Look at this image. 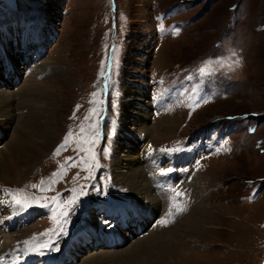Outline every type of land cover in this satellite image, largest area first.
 <instances>
[{
    "label": "rangeland",
    "instance_id": "374dc122",
    "mask_svg": "<svg viewBox=\"0 0 264 264\" xmlns=\"http://www.w3.org/2000/svg\"><path fill=\"white\" fill-rule=\"evenodd\" d=\"M42 19L54 27L55 37L37 58L40 38L26 41L23 34ZM48 26L40 36L50 33ZM7 44L16 47L15 57L25 68L18 85L3 84L6 88L20 92L39 69L36 78L44 88L60 85L63 92L53 93L59 101L37 98L39 113L59 110L54 119L44 118L57 129L40 159L18 176H0V194L7 199L0 211L7 227L4 241L8 234L28 228L14 249L23 248L25 241L29 245L23 252L36 242L40 245L44 235H53L49 230L57 225L54 213L59 221L65 219L57 212L60 206L68 212L67 223L63 234L56 233L68 241L87 228L89 220L101 224L105 219L95 233L112 225L101 207H122L129 197L139 203L114 170L115 158L123 155L115 146L127 131L124 118L130 111L133 116L144 114L141 125L129 124L131 131L137 135L140 130L134 127L146 126L140 137L153 145L147 176L159 197V213L148 230L122 247L83 250L77 263L69 264H83L99 253L95 260L100 264H166L163 260L169 256L161 259L158 251L173 243L176 230L189 236L184 264H264V0H0V77L6 78L12 76ZM19 100L18 95L13 105L18 123L26 117ZM69 133L67 149L56 154ZM10 136L0 139L2 146ZM70 157L79 162L62 167ZM81 191L86 195H77ZM53 196L52 211L39 209L40 204L53 203ZM13 197L32 207L20 210ZM74 197L76 202L70 203ZM178 207L183 210L178 212ZM20 213L36 215L26 224L13 219L16 226L9 228V217ZM190 213L193 217L183 221ZM195 214L203 225L192 233L188 224L197 219ZM164 219L168 222L162 225ZM52 244L58 246L53 245L59 257L64 247L58 237Z\"/></svg>",
    "mask_w": 264,
    "mask_h": 264
},
{
    "label": "bare ground",
    "instance_id": "6f19581e",
    "mask_svg": "<svg viewBox=\"0 0 264 264\" xmlns=\"http://www.w3.org/2000/svg\"><path fill=\"white\" fill-rule=\"evenodd\" d=\"M36 24L37 25L34 28L28 27L29 29H28L27 33H24L23 35L26 36V37H24V39L26 38V41H30L32 39L37 40L40 38L39 42L40 43L42 42V44L39 47L37 46L38 50L36 51V53L38 55L37 58H39V53L46 51L47 44L50 43L51 37L54 36V35L52 36V33H51L53 31L54 27L51 26L52 29L50 30L51 27H49L48 24H45V21H43V19H42V21H39V23H36ZM46 26H48L47 31L50 30L49 31L50 33L46 34L45 35L46 37H44L42 35L40 36V34L46 33V31L44 32V27H46ZM6 35L9 36V38H10L13 34L6 33ZM18 37H19V35H18ZM21 44H22V42H21ZM27 45L28 44H26L25 46L27 47ZM7 46H8V51L11 54L10 55L11 59L9 61V64H10L9 69L12 70V76L10 77V74H9V75H7L8 76L7 78L4 77V75H2L0 77V80H1L0 81L1 82L0 83V131L3 132V133L0 132V139H2L4 137V135H9L10 133H11V136H10V140L6 141L4 146H2V144H1L2 142H0V147H5L6 150L8 151L7 153L2 152V148H0L1 149L0 150V176L13 177V176H18L21 172H23L24 170L33 166L40 159V157L43 155L44 149L47 148L46 142L50 139V137H51V139L53 138L54 130L57 129V127L55 125H53L52 121L51 122H49L50 120L44 121V118H53L54 119L55 115L57 114V112H59V110L56 111L55 109H53L54 108L53 107L51 109L44 111L42 114L39 113L40 110H42V106L40 105V100H38L39 97H42V99L45 98V101H47V103L52 99V97H53L54 101L55 100L59 101L60 96L58 94H57L58 96L57 95L54 96L53 93L58 92V91L63 92V88H61L60 85H58V86L56 85L57 88H55L56 86H54V89H51V90L50 89L47 90L46 88H44L42 86V82L38 81V78H36L40 74L38 72L39 69H37L36 72L33 73L31 76H29L28 80L26 82H24V84L21 87L22 89L19 88V89H21L20 92L15 94L14 91L8 89V87L12 83H13V87L18 85V83L20 82L19 81L20 77L22 76L21 75L22 70L25 67L21 68L23 65L20 66L19 62L17 61V58L15 57V54H16L15 48L16 47L13 49V48H11L10 44H7ZM31 48H33V47H31ZM24 60H26V58H24ZM44 63L46 64L47 62L46 61L42 62L41 66H39V68L42 69V66H44L42 64H44ZM3 65L4 64L0 60V66L3 67ZM47 67H49V66H47ZM43 70H46V69H43ZM63 82H64V80H63ZM3 84L8 86V87L6 88ZM128 92L132 93V94L135 93L131 89L128 90ZM19 93H21V94H19ZM18 95L20 96L19 104L21 105L22 110L23 111L26 110L25 120L23 119L24 121L21 120V121H19V123L16 121V117L18 114L15 115L14 111H13V105L16 101V96H18ZM132 100H133V102H135L138 100L140 101L141 99H132ZM41 104H43L42 101H41ZM129 105L130 104L128 103L127 106H129ZM132 105L133 104H131V106ZM146 105H148V104H146ZM23 106H24V108H23ZM43 106H44V104H43ZM126 109H128V108L126 107ZM126 109H125V112H128ZM131 113L129 111L128 114L130 116L128 115L129 116L128 118H127V116L124 118V120H125L124 126H126L125 128L127 129V131H126L127 133L125 131H123L124 132L123 133L124 134L123 139H121L119 144H117L115 146V147H117L116 152L122 153L123 155L117 156V158H115L116 160H115L114 170L116 172L115 178L118 181L127 182L130 185L131 189L135 193L134 195L137 196V200H135V199L134 200L138 201V199H139V203L138 204H136V203L128 204L129 206H126V210H124L122 212L121 216L118 215L116 211L112 212L111 210H109V211L107 210V212L110 213V215L115 218L114 220H116V224L121 226L119 228V231L122 229L123 232H121L120 236L118 233H113V234H111L112 237L110 238L107 236L108 232L104 230L100 234V236H99L100 238H98L97 235L99 233L98 234H95V233L92 234L91 233L90 235L84 236L83 234H85L84 233L85 231H83V232H81V235L78 236L77 240H73L72 243L69 242L71 245H67V244L65 245L64 251H63L62 255L57 259V262H55L53 260L52 261L46 260L44 262V264H57V263L58 264H68L69 261H73V260H75V263H77L80 256L83 254L82 253L83 250L86 251L90 248V250L86 252V253H88V252H91V250H93V251L98 250L99 251L101 247H103V248L106 247L105 245L110 246V247H116V246L122 245L124 243V241L128 239L127 237H130V235H132V233H134L138 228H140L142 225L145 224L143 222L144 217H142V215L146 216V214H147V217H150V215H148V214H150V212L148 213L149 210L154 211L156 213V215L159 213L160 209H158L159 207L157 208L159 197L154 195L153 187H152V184L150 182L151 177L148 178V176H147V174H148L147 169H149V170L152 169V167H151L152 162L151 161L153 160V157H151V156L153 155V145H151L149 143L148 138H145V137L142 138L143 136L140 137L141 136L140 132H142L144 130V128L146 129V126H144V128H143V126L134 127L135 130H140V132L138 131L139 136H137L138 134L135 135L137 133V131H135V132L131 131L129 124L132 123L133 125H136V126L141 125L140 124L141 118L144 117V114L141 112H138L139 116L142 115L140 117L139 116H133ZM131 116L133 119L131 118ZM131 128H133V127H131ZM4 133H6V134H4ZM44 145H45V147H44ZM150 159H152V160L150 161ZM24 160L27 162L25 165L23 164ZM153 167L156 169L155 166H153ZM169 188L171 190H173L172 185H170ZM167 191H170V190H167ZM146 200H148V202H146L147 204L145 203ZM6 201H7V199L5 200L3 195H1V197H0V209L1 210L0 211H4V209L6 208V206H7ZM140 201H141V203H140ZM53 204H54V202L52 203V205ZM169 205H171V204H168V207H169ZM150 206H151V208H149ZM193 214L194 213H190L188 216L184 217L183 221L186 218H188V220L190 218H192ZM33 215H34V213H29V214H27V216L20 213L18 216H16V218H14L11 215L9 217V223H10L9 228L12 229L13 226H16L13 223V219H17L19 221H22V224H24V223L26 224L27 221H29L28 219H31V217ZM195 215H198V214H195ZM145 221L147 222V220H145ZM92 222H93V220H91V224H93L95 226L96 225L95 223L97 221H95V223L94 222L92 223ZM0 223L2 224L1 219H0ZM202 223H203V218H201V216L199 217V215H198L197 219L192 220V222H189L188 225H190L189 228L191 229L192 233H194V231H197L202 227V225H203ZM130 227L132 230L130 232H125L126 230L128 231L130 229ZM132 227L134 228V231H133ZM97 228H98V226L95 228V230ZM2 230H3V228L0 227V231H2ZM29 231L30 230H28V228H23L16 234H12V235L8 234L6 236V238H5L6 241H2L0 244V264H5L9 260L11 261L10 257L4 255V251L8 247L16 246L17 240H20L21 239L20 237L23 238L24 236L29 234ZM129 233H130V235H128ZM171 235H173V237L171 236V239H174L173 243L171 242V244L167 248H164V249L162 248V245H161V248H159L160 250L158 249L159 250L158 255L159 256L162 255L160 257L161 259L164 256V254H167L169 256V257H165V259L163 260L166 264H184L186 258L188 257V255H187L188 249H186V245H187L186 241H187L189 236L187 234L181 233L179 230H176ZM15 236H17V237L14 238ZM101 237H103V238H101ZM150 237H153V236L150 235L148 238H150ZM166 240L168 241L169 239H166ZM140 241L142 242L143 240L140 239ZM164 241H165V239H164ZM167 241H166V243H167ZM86 242H88V244L90 243L91 245H89L88 248L84 247L82 249L81 246L83 244H85ZM23 246H24L23 247L24 249L28 248V247H26V244H24ZM153 246H155V245H153ZM19 247L21 248V251L24 250L21 245ZM152 250H153V248L150 251H152ZM28 252L29 251H26L25 253H28ZM103 252H104V250H103ZM152 253H153V251H152ZM66 254L68 255V257H66ZM95 254H96V252H95ZM99 254L95 255V256H93V255L89 256V258L87 260H85L83 262V264H100V261L98 259L95 260L96 257L101 256ZM147 255H148V253H147ZM22 257L23 256H19L18 260ZM144 259H147V258H144ZM148 259H150V258H148ZM141 261H142V259H141ZM141 261L139 262V260H138L139 263H141Z\"/></svg>",
    "mask_w": 264,
    "mask_h": 264
},
{
    "label": "snow or ice",
    "instance_id": "6c2138e0",
    "mask_svg": "<svg viewBox=\"0 0 264 264\" xmlns=\"http://www.w3.org/2000/svg\"><path fill=\"white\" fill-rule=\"evenodd\" d=\"M236 63L238 64L239 62L238 61H236ZM83 130V129H82ZM71 133H69L68 134V136H66V138H65V142L62 144V145H60L58 148H57V150H56V154H59V152L61 151V150H66L67 149V147H68V142H69V138L71 137ZM78 151L79 150H82V148L80 147V146H78V149H77ZM180 149H174V150H166V149H162L161 151H179ZM79 162V158L77 157V158H72V157H70V158H68V161L66 162V164L64 165V166H62V167H70V166H75L77 163ZM84 163H87V161H83ZM172 171V169H168L167 170V172H171ZM162 175H164V174H167L166 172H162L161 173ZM54 176L55 175H59V173H55V174H53ZM53 183L55 182V181H52ZM33 187H36V185H33ZM93 189L95 190V191H97L98 193H100V194H103V190L102 189H97V188H95V185H93ZM50 190V189H49ZM77 195H86V193H84L83 191H81L80 193H77ZM177 195H179V194H177ZM33 199H35V198H33ZM52 199V201L53 202H55V200H56V197H52L51 198ZM175 199H176V197L174 196L173 197V201H175ZM13 201H14V203L18 206V208L20 209V210H24V209H26L27 207H30V205H28L26 202H22L21 200H19V199H16L15 197H13ZM76 202V200H75V197L73 198V201H71L70 203H75ZM40 207H50V205H47V204H40L39 205ZM183 210V208H180V207H178L177 208V211L179 212V211H182ZM60 215L61 216H63L65 219L63 220V221H59V219H58V217H56L55 216V213H54V219H56L57 220V225H56V228H54V229H51V230H49L53 235L57 232V231H59L61 234H63L64 233V229H63V224L64 223H67V215H68V212L67 211H62L61 213H60ZM170 215H171V212H170ZM168 222V220L167 219H164V220H161L160 221V223L163 225V224H166ZM36 238L35 237H33V240H35ZM26 245L27 244H29V242L28 241H25L24 242ZM41 248H48V249H52V250H55L54 249V246L52 245V244H50L49 242H44L43 243V245H41ZM38 249H37V247L35 246V245H33L32 246V251H37Z\"/></svg>",
    "mask_w": 264,
    "mask_h": 264
}]
</instances>
